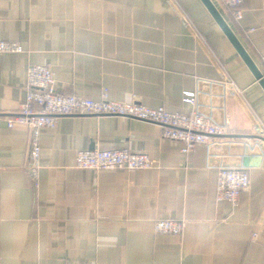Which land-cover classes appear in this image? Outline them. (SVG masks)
<instances>
[{"label":"crops","instance_id":"1","mask_svg":"<svg viewBox=\"0 0 264 264\" xmlns=\"http://www.w3.org/2000/svg\"><path fill=\"white\" fill-rule=\"evenodd\" d=\"M264 73V0L242 18L213 0ZM0 264H264V88L202 0H0ZM49 65L59 92L198 110L228 134L198 144L120 115L62 116L40 134L38 186L30 133L8 127L26 99L30 65ZM129 148L147 170H84L78 151ZM249 169L238 206L218 201L224 169ZM157 220H184L180 235ZM257 233V236L254 234Z\"/></svg>","mask_w":264,"mask_h":264},{"label":"built area","instance_id":"2","mask_svg":"<svg viewBox=\"0 0 264 264\" xmlns=\"http://www.w3.org/2000/svg\"><path fill=\"white\" fill-rule=\"evenodd\" d=\"M232 8L236 18H242V5L245 0H220ZM24 48L15 41L0 40V53L23 52ZM264 61V57H263ZM26 99L19 111L6 118L8 127L24 126L29 130L28 171L38 186L41 168L40 134L43 128H56L62 116L69 115H120L158 124L163 129V137L183 143L182 152H192L198 144H206L216 137L228 134L227 124H219L202 114L197 107L194 92H187L184 101L191 104L187 112L173 113L163 106L152 108L138 102L119 101L109 97L105 89L99 99L59 92L56 78L49 65H30L27 71ZM76 167L84 170L103 169L147 170L156 167V162L147 153L135 152L129 148H95L80 150L76 156ZM249 169L224 168L219 172L217 182L218 201L228 200L238 206L240 196L250 189ZM184 220H157L155 231L158 234L184 232ZM257 236V233L254 234Z\"/></svg>","mask_w":264,"mask_h":264},{"label":"water","instance_id":"3","mask_svg":"<svg viewBox=\"0 0 264 264\" xmlns=\"http://www.w3.org/2000/svg\"><path fill=\"white\" fill-rule=\"evenodd\" d=\"M206 8L212 14L214 19L217 21L223 32L226 34L228 39L234 45L236 50L239 52L243 60L246 62L248 67L252 70L255 77L259 80L260 84L264 88V73L251 57L245 46L242 44L241 40L238 38L230 24L227 22L225 17L222 15L213 0H202Z\"/></svg>","mask_w":264,"mask_h":264}]
</instances>
